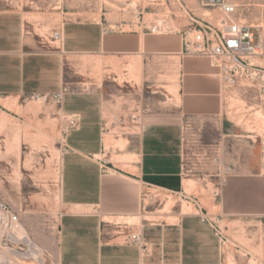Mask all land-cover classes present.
Segmentation results:
<instances>
[{
    "label": "crops",
    "instance_id": "0c3cea01",
    "mask_svg": "<svg viewBox=\"0 0 264 264\" xmlns=\"http://www.w3.org/2000/svg\"><path fill=\"white\" fill-rule=\"evenodd\" d=\"M103 24V19L66 20L56 46L35 50L29 44L24 13L0 10V98L58 92L69 56L179 57L176 110L144 114L137 143L122 152L107 149L102 94H65L61 112L79 116L81 124L67 134L61 158L56 263L227 264L220 237L211 222L202 220L200 208L229 223L234 240L240 225L264 223L262 164L249 158L231 169L220 183L217 201L206 206L189 203L193 210L184 211L180 201L188 197L191 186L183 168V123L222 115L219 68L209 58L181 55L179 32H104ZM136 63L132 67H140ZM112 64L120 65L116 60ZM169 196L178 199L171 202ZM190 196L201 201L196 192ZM132 219H140L139 224ZM136 226H141L143 239L150 244L147 254L124 242L123 234ZM257 236H239L236 252L243 254L236 256L237 264H264V246Z\"/></svg>",
    "mask_w": 264,
    "mask_h": 264
},
{
    "label": "rangeland",
    "instance_id": "374dc122",
    "mask_svg": "<svg viewBox=\"0 0 264 264\" xmlns=\"http://www.w3.org/2000/svg\"><path fill=\"white\" fill-rule=\"evenodd\" d=\"M210 2L214 5H208ZM221 2L236 6L235 17L240 22L264 30V0H0V10L24 13L31 48L49 50L58 44L54 32L69 19H103L114 28L121 23L125 30H142L138 23L144 19L148 25L160 26V32L152 34H166L180 32L194 20L220 26ZM134 61L140 67H132L137 64ZM178 80L177 55H75L65 59L64 83L70 92L102 94L106 132L113 139L107 149L111 147L113 152L137 143L144 114L176 110ZM223 99L220 117L184 120V172L191 180L188 197L180 198L184 211L193 210L191 192L199 194L200 205L217 201L221 181L241 162L256 159L264 169V95L241 80L224 84ZM66 118L50 99L0 98V199L19 214L20 224L49 257V264H57ZM169 197L171 202L178 199ZM204 210L223 236L227 264L243 254L235 246L240 235L258 233V243L264 246V223L240 225L234 240L229 223ZM129 221L139 224L140 219ZM10 247L22 252L11 264H40L25 240Z\"/></svg>",
    "mask_w": 264,
    "mask_h": 264
},
{
    "label": "built area",
    "instance_id": "2783aa9c",
    "mask_svg": "<svg viewBox=\"0 0 264 264\" xmlns=\"http://www.w3.org/2000/svg\"><path fill=\"white\" fill-rule=\"evenodd\" d=\"M212 4L214 5V2H210L208 5ZM219 6L223 13L220 26L213 25L207 21L194 20L180 30L182 41L181 55L209 58L219 68L223 85H234L244 80L250 82L260 95H264V30L240 22L235 17L236 6L234 4L221 2ZM138 24L142 30L150 33L160 32L158 24L148 25L144 19ZM103 30L104 32L123 30V24L117 23L114 28L109 22L105 21ZM53 38L60 40L61 32H54ZM69 92L70 88L64 83L58 92L53 94H34L32 96L50 99L54 104H58L61 109L63 98ZM66 117L65 138L72 129L78 128L81 124L79 116L69 115ZM216 195L219 196L220 191H217ZM190 200L200 208V201L197 198ZM200 209L202 210L200 213L202 220L212 223L223 243V236L217 222L210 218L204 209ZM19 225V214L9 204L0 199L1 248L16 251L10 249V245L21 243V239L14 234L15 229ZM123 235L124 242L137 246L142 254H147L150 251V244L143 239L141 226L129 228ZM18 253L22 255V252Z\"/></svg>",
    "mask_w": 264,
    "mask_h": 264
},
{
    "label": "bare ground",
    "instance_id": "6f19581e",
    "mask_svg": "<svg viewBox=\"0 0 264 264\" xmlns=\"http://www.w3.org/2000/svg\"><path fill=\"white\" fill-rule=\"evenodd\" d=\"M236 88H238V87H236ZM234 91H235V88H234ZM112 141H113L112 136L110 134H106L105 135L106 145L109 146ZM113 219H111V220H113ZM14 234L17 237H19L21 240L23 239L28 243L29 247L31 248V255L33 257H35L40 264H49V260H50L49 257L45 254V252H43V250L35 242L32 241L30 236L27 234V231H25V229L23 228V226L21 224L15 229ZM20 256L21 255L16 251H10L9 249H3L0 247V264L1 263L2 264H11L12 262H14L13 260H16ZM231 264H237V263L234 262Z\"/></svg>",
    "mask_w": 264,
    "mask_h": 264
}]
</instances>
